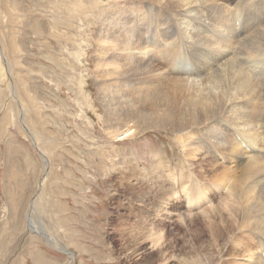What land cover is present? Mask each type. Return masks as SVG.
I'll return each mask as SVG.
<instances>
[{
    "label": "rangeland",
    "instance_id": "1",
    "mask_svg": "<svg viewBox=\"0 0 264 264\" xmlns=\"http://www.w3.org/2000/svg\"><path fill=\"white\" fill-rule=\"evenodd\" d=\"M106 8L105 0H0V264H158L169 256L167 264H221L224 247L205 246L203 233L190 241L193 220L201 232L206 217L187 207L167 173L168 164L194 168L175 133L108 134L92 55L95 19ZM79 45L83 65L71 54ZM82 72L89 106L78 89ZM162 182L175 187L177 212L159 209ZM29 215L52 242L28 227ZM150 223L164 230L162 245Z\"/></svg>",
    "mask_w": 264,
    "mask_h": 264
},
{
    "label": "bare ground",
    "instance_id": "2",
    "mask_svg": "<svg viewBox=\"0 0 264 264\" xmlns=\"http://www.w3.org/2000/svg\"><path fill=\"white\" fill-rule=\"evenodd\" d=\"M105 1L107 8L95 19L92 55L108 134L121 140L149 130L174 132L182 156L194 168L186 174L179 171L183 163L179 169L168 164L167 173L183 187L187 207L207 219L201 232L193 220L190 241L198 242L203 233L205 246L224 247L221 264H264V3ZM79 46L83 52L71 54L81 65L86 51ZM86 75L79 74L78 89L89 106ZM165 186L160 185L159 209L177 212L175 187ZM27 224L49 237L30 215ZM150 225L153 243L162 245L164 230ZM163 246L160 255L170 248Z\"/></svg>",
    "mask_w": 264,
    "mask_h": 264
}]
</instances>
